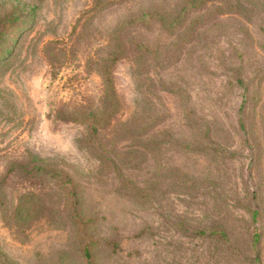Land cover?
Segmentation results:
<instances>
[{"label":"rangeland","instance_id":"1","mask_svg":"<svg viewBox=\"0 0 264 264\" xmlns=\"http://www.w3.org/2000/svg\"><path fill=\"white\" fill-rule=\"evenodd\" d=\"M0 264H264V0H0Z\"/></svg>","mask_w":264,"mask_h":264}]
</instances>
